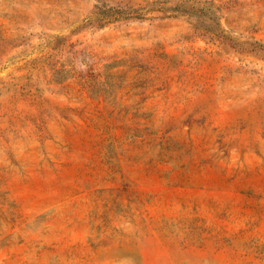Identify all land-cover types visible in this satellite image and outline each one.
Segmentation results:
<instances>
[{
	"label": "rangeland",
	"instance_id": "rangeland-1",
	"mask_svg": "<svg viewBox=\"0 0 264 264\" xmlns=\"http://www.w3.org/2000/svg\"><path fill=\"white\" fill-rule=\"evenodd\" d=\"M0 264H264V0H0Z\"/></svg>",
	"mask_w": 264,
	"mask_h": 264
}]
</instances>
